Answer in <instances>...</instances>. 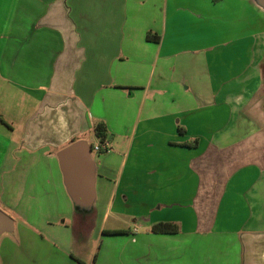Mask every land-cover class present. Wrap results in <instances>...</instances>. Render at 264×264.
I'll list each match as a JSON object with an SVG mask.
<instances>
[{"label":"crops","instance_id":"0c3cea01","mask_svg":"<svg viewBox=\"0 0 264 264\" xmlns=\"http://www.w3.org/2000/svg\"><path fill=\"white\" fill-rule=\"evenodd\" d=\"M262 12L255 0H0V170L33 179L34 194L37 164L56 160L74 225L110 237L125 230L105 229L113 219L163 245L142 264H264ZM98 123L111 148L91 151L81 208L57 153L99 140ZM50 181L38 192L50 197ZM25 224L0 236V264H55Z\"/></svg>","mask_w":264,"mask_h":264},{"label":"rangeland","instance_id":"374dc122","mask_svg":"<svg viewBox=\"0 0 264 264\" xmlns=\"http://www.w3.org/2000/svg\"><path fill=\"white\" fill-rule=\"evenodd\" d=\"M261 14L264 15V12ZM7 89V86L0 84V114L2 112L1 103L4 101L3 93ZM7 110V113L12 114V111H9L10 109ZM1 156L2 154H0ZM92 156L94 158L98 157L97 152L93 151ZM15 165H20V171H22L24 166L23 159L15 163ZM16 171H18V167H16ZM36 172H38V175L36 174L35 176L36 179L39 178L40 174L44 176L41 180L36 181V193L32 194V192H35L30 187L33 179L30 180L28 176L25 180L19 179L14 175L6 176V173L0 170V209L14 221L21 224L26 223V228L23 229L25 234L34 237L36 242L40 240L41 251H43L44 255L45 252L51 253L50 255L55 257V264H66V261H70L71 258L76 263H80V261L82 263L85 262L83 264H142L141 250L158 251L162 249V244L155 243L154 245H150V243H154V241L150 240L152 237L146 240L145 238L141 239L144 233L142 230H139V232L128 231L127 229L129 228L127 227L130 224L117 222L113 219H109L105 223V229H125L126 234L109 237L108 235L101 234L102 231L97 232L95 228L92 230V227L90 232H88V226H85L82 221L79 227H77L73 224V216L77 212L73 210V205H69L68 208L66 207L68 199L66 200L67 197L62 186L57 187L56 185L58 176L56 173V160H45L40 164L38 163ZM46 179L51 180L48 186H51L53 182V187H49L50 197L48 194L38 192L42 187L47 186L45 183ZM81 212L83 211H79V217L82 216ZM19 215L25 217L27 221L22 220ZM48 215H54L59 221L64 219L67 226L63 224V227H59L58 223L61 222L49 224L46 221ZM28 222L37 223L39 226H29ZM54 224H57V226ZM132 238H136L137 241L135 243L131 242ZM149 240L150 242H148ZM55 243L59 248H57ZM25 250L29 251L30 246H26ZM65 250L68 251V257L66 254L64 256L63 252H60Z\"/></svg>","mask_w":264,"mask_h":264},{"label":"water","instance_id":"95a60500","mask_svg":"<svg viewBox=\"0 0 264 264\" xmlns=\"http://www.w3.org/2000/svg\"><path fill=\"white\" fill-rule=\"evenodd\" d=\"M264 8V0H255ZM57 157L64 183L74 203L81 208L91 205L94 198V165L90 144L84 140L71 142L58 151ZM14 220L0 209V236L11 232Z\"/></svg>","mask_w":264,"mask_h":264},{"label":"trees","instance_id":"16d2710c","mask_svg":"<svg viewBox=\"0 0 264 264\" xmlns=\"http://www.w3.org/2000/svg\"><path fill=\"white\" fill-rule=\"evenodd\" d=\"M104 131H105V126L103 123H98L94 128L95 135L99 140H102L104 138ZM178 230L179 227L172 222H157L151 226V231L157 234L176 233L178 232ZM105 233L122 234L125 233V231L114 230V231H105Z\"/></svg>","mask_w":264,"mask_h":264},{"label":"built area","instance_id":"2783aa9c","mask_svg":"<svg viewBox=\"0 0 264 264\" xmlns=\"http://www.w3.org/2000/svg\"><path fill=\"white\" fill-rule=\"evenodd\" d=\"M91 151H95L97 153L109 151L111 148V144L109 140L103 138L102 140H97L96 142L90 145Z\"/></svg>","mask_w":264,"mask_h":264}]
</instances>
